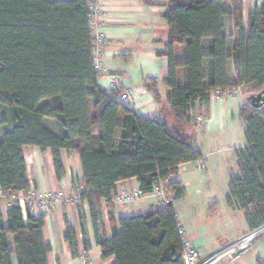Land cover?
I'll use <instances>...</instances> for the list:
<instances>
[{
  "label": "trees",
  "instance_id": "obj_1",
  "mask_svg": "<svg viewBox=\"0 0 264 264\" xmlns=\"http://www.w3.org/2000/svg\"><path fill=\"white\" fill-rule=\"evenodd\" d=\"M90 2L0 0V187L31 188L25 146L51 149L58 179L64 175L61 150H77L84 184L80 200L89 203L103 257H115V264H184L183 232L172 203L184 191L180 182L169 183L172 200L155 211L118 220L110 215L111 236L100 233L101 206L111 204L119 181L137 178L140 191L151 193L181 164L203 157L190 131L192 112L197 103L210 101L214 89L242 84L251 94L264 88V2L250 10L244 25L243 0H169L162 14L168 41L159 52L169 59V74L149 78L145 86L157 102L158 85L168 88L172 124L162 111L155 118L135 112L120 99L123 87L98 84ZM227 16H234L230 32ZM231 61L235 81L228 74ZM240 116L246 145L236 149L227 200L255 229L264 224V106L246 100ZM44 226V214L28 210L25 220L13 203L6 221L0 220V264H14L13 256L17 264H49L52 248ZM65 238L76 253L77 236L69 223Z\"/></svg>",
  "mask_w": 264,
  "mask_h": 264
},
{
  "label": "crops",
  "instance_id": "obj_2",
  "mask_svg": "<svg viewBox=\"0 0 264 264\" xmlns=\"http://www.w3.org/2000/svg\"><path fill=\"white\" fill-rule=\"evenodd\" d=\"M168 2L169 0H101L104 18L100 23V30L106 35L103 60L108 73L122 76L120 86L123 90H137L138 97L130 107L138 114L150 118L157 117L162 111L172 124L174 119L167 97L168 88L158 85L160 101L157 102L145 86L147 79L162 80L169 74V59L159 53L164 50L168 41L169 28L162 15ZM262 2L264 0H243L244 25H247L250 10ZM228 4L232 3L229 1ZM225 23L226 31H232L234 16H227ZM175 52L177 60L182 61V45H177ZM178 73L179 82L184 84V67H180ZM228 74L232 81L236 80L232 61L228 65ZM109 83V77L98 79V84L102 87L108 88ZM240 93L244 100L238 104L235 102L237 98L223 99L214 94H211L209 102L196 104L190 131L203 154L205 169H197L195 161L184 163L167 181L168 184L178 181L184 189L182 195L172 201L176 218L181 226L183 239L190 241L203 254L213 253L251 230L245 212L227 200L231 174L237 170L236 149L246 145V138L239 131L245 125L243 120L239 123L236 121L235 112L240 113V107L250 93L243 89ZM199 116L205 119L202 125L197 122ZM49 122L51 124L52 121ZM23 150L31 189L37 192H58L68 198L66 202L55 204L45 214L43 235L52 248L48 254L49 264H87L88 261L93 264H115V257L105 258L102 255L89 203L75 199L76 193L84 188L79 151L61 150L64 175L58 179L51 149L42 150L28 145ZM228 160L234 161L235 166L226 168ZM222 168L228 173L229 179L226 185L220 186L217 178L218 169ZM218 188L223 195H219ZM127 193L136 195L137 199L125 204L115 201L118 195ZM11 205L8 198L0 197V220L6 221ZM160 207V200L156 196L140 191L137 178L119 181L111 204L105 201L102 203L98 223L100 233L112 235L110 215L118 220L122 216L152 212ZM24 216L26 220V212ZM68 223L76 232V253L65 238ZM8 240L14 246L13 234H8ZM259 249L263 254H257ZM258 258L264 259V238L251 250L227 264H257ZM13 262L17 264L16 256H13Z\"/></svg>",
  "mask_w": 264,
  "mask_h": 264
},
{
  "label": "built area",
  "instance_id": "obj_3",
  "mask_svg": "<svg viewBox=\"0 0 264 264\" xmlns=\"http://www.w3.org/2000/svg\"><path fill=\"white\" fill-rule=\"evenodd\" d=\"M90 24L93 34L95 36L94 43V62L96 68L99 72V77H109L110 83L109 87H118L121 84L122 76L118 74L108 73L107 68L104 64V44L106 35L100 30V23L104 18V10L101 6V0H91L90 2ZM242 90V84L228 86L225 88H216L211 94L223 99H233L236 98L239 92ZM137 90L134 88H126L121 93L120 99L128 106H133L135 100L137 99ZM197 122L202 125L205 122V119L201 116L197 118ZM196 162L197 169H205V160L204 158L198 159ZM169 178L161 180L157 183L153 190L152 194L160 200V205L165 206L172 200V190L167 183ZM0 197L8 198L11 203L20 205L23 212L28 210L32 213L47 214L51 208L57 204L66 202L68 198L62 193L58 192H37L34 189H29L26 191L18 192H6L3 188L0 187ZM75 199L80 200L79 191L76 193ZM137 199L136 195L132 193H127L123 195H118L115 201L119 203H130L134 202ZM264 236V224L255 229H251L243 235L239 236L231 243L225 247L220 248L219 250L210 253L203 254L198 250L190 241L183 239V262L184 264H227L229 262L235 261L243 254L251 250L255 244ZM87 264H93L92 261H88Z\"/></svg>",
  "mask_w": 264,
  "mask_h": 264
},
{
  "label": "rangeland",
  "instance_id": "obj_4",
  "mask_svg": "<svg viewBox=\"0 0 264 264\" xmlns=\"http://www.w3.org/2000/svg\"><path fill=\"white\" fill-rule=\"evenodd\" d=\"M242 89H243V85H242ZM236 98H237V100L235 101L236 102V104H238L239 103V101H243L244 100V96L239 92L238 93V95L236 96ZM235 98V99H236ZM236 113V121L239 123V122H241L240 120H243L242 118H241V116H240V113H238V112H235ZM240 124H242V123H240ZM244 129H245V126H243V128H241L239 131L242 133L243 132V138L245 139V135H244ZM226 154V153H225ZM228 162H229V160H228ZM205 165H206V163H205ZM213 165V164H212ZM235 166V163H234V161H232V162H229L228 163V165H227V167L226 168H231V166ZM212 167V169H215L214 168V166H211ZM218 166H216V168H217ZM220 168H221V166H220ZM228 168V169H229ZM228 171V170H227ZM218 173H219V176H218V180H219V185L220 186H223V185H226V183H228V179H229V177H228V173L226 172V170L224 169V168H222L221 170H219L218 169ZM219 189V188H218ZM219 195H223V193L220 191V189H219ZM259 253H262L263 254V251L262 250H258V252H257V254H259Z\"/></svg>",
  "mask_w": 264,
  "mask_h": 264
},
{
  "label": "water",
  "instance_id": "obj_5",
  "mask_svg": "<svg viewBox=\"0 0 264 264\" xmlns=\"http://www.w3.org/2000/svg\"><path fill=\"white\" fill-rule=\"evenodd\" d=\"M247 100L251 103V105L255 108H261L264 106V88L257 92L251 93L247 96Z\"/></svg>",
  "mask_w": 264,
  "mask_h": 264
}]
</instances>
